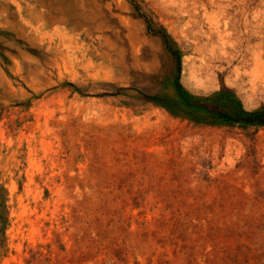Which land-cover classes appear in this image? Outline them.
I'll use <instances>...</instances> for the list:
<instances>
[{
  "label": "rangeland",
  "instance_id": "374dc122",
  "mask_svg": "<svg viewBox=\"0 0 264 264\" xmlns=\"http://www.w3.org/2000/svg\"><path fill=\"white\" fill-rule=\"evenodd\" d=\"M160 29L264 106V0H0V264H264V126L189 113Z\"/></svg>",
  "mask_w": 264,
  "mask_h": 264
},
{
  "label": "trees",
  "instance_id": "16d2710c",
  "mask_svg": "<svg viewBox=\"0 0 264 264\" xmlns=\"http://www.w3.org/2000/svg\"><path fill=\"white\" fill-rule=\"evenodd\" d=\"M134 3L136 4V2ZM136 7L141 11L138 4H136ZM141 15L146 18L148 29L153 31L151 19L144 13H141ZM159 32L176 60L178 74L175 77V88L181 103L189 110V113L209 124H233L243 127L264 126V106L248 109L229 89H223L206 96L196 95L189 91L181 82L182 59L180 50L173 44L172 38L166 30L160 29ZM143 95L149 100H159L157 96L144 93ZM9 195L10 192L6 186V181H2L0 173V261L7 257L10 251L9 237L7 235V230L12 220Z\"/></svg>",
  "mask_w": 264,
  "mask_h": 264
}]
</instances>
